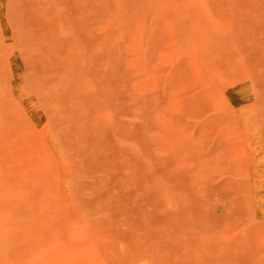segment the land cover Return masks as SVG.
<instances>
[{"label": "rangeland", "instance_id": "374dc122", "mask_svg": "<svg viewBox=\"0 0 264 264\" xmlns=\"http://www.w3.org/2000/svg\"><path fill=\"white\" fill-rule=\"evenodd\" d=\"M0 264H264V0H0Z\"/></svg>", "mask_w": 264, "mask_h": 264}]
</instances>
